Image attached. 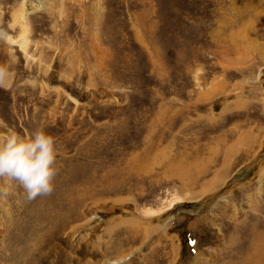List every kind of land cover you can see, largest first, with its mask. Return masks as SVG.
Wrapping results in <instances>:
<instances>
[{"label": "rangeland", "instance_id": "374dc122", "mask_svg": "<svg viewBox=\"0 0 264 264\" xmlns=\"http://www.w3.org/2000/svg\"><path fill=\"white\" fill-rule=\"evenodd\" d=\"M20 11L0 140L42 128L59 174L0 194V264H264V0H0L15 41Z\"/></svg>", "mask_w": 264, "mask_h": 264}, {"label": "clouds", "instance_id": "9594fccd", "mask_svg": "<svg viewBox=\"0 0 264 264\" xmlns=\"http://www.w3.org/2000/svg\"><path fill=\"white\" fill-rule=\"evenodd\" d=\"M13 75L7 65H0V88H10ZM58 155L56 138L42 128L29 137L10 133L0 140V180L5 185L0 186V194L16 185L28 200L51 195L59 174Z\"/></svg>", "mask_w": 264, "mask_h": 264}, {"label": "bare ground", "instance_id": "6f19581e", "mask_svg": "<svg viewBox=\"0 0 264 264\" xmlns=\"http://www.w3.org/2000/svg\"><path fill=\"white\" fill-rule=\"evenodd\" d=\"M21 19H22V21L24 19L22 11H20L19 14L17 15V22L20 23L21 29L23 30L21 35H20V37H21L20 40L15 41V39H13V37L10 34H8L7 32H4L1 29H0V37H2L8 43H12L13 44V43L18 42V45L21 47L22 51L23 52L25 51V54L28 55L27 48H28L29 43H28L27 38H26V33H27V30H28V27H27V24L22 23ZM160 212L161 211H158V212L150 211V210L149 211H144L145 215H147V216L157 215ZM128 257H129L128 254H127V256L125 255V257L120 256V257L116 258L115 262L113 261L112 264H127L126 259Z\"/></svg>", "mask_w": 264, "mask_h": 264}, {"label": "snow or ice", "instance_id": "6c2138e0", "mask_svg": "<svg viewBox=\"0 0 264 264\" xmlns=\"http://www.w3.org/2000/svg\"><path fill=\"white\" fill-rule=\"evenodd\" d=\"M193 244H195V241H192Z\"/></svg>", "mask_w": 264, "mask_h": 264}]
</instances>
